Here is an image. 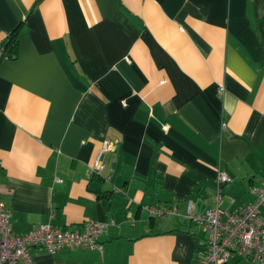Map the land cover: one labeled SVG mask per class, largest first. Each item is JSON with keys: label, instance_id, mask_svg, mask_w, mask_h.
<instances>
[{"label": "crops", "instance_id": "obj_1", "mask_svg": "<svg viewBox=\"0 0 264 264\" xmlns=\"http://www.w3.org/2000/svg\"><path fill=\"white\" fill-rule=\"evenodd\" d=\"M14 30L16 54L0 59L11 226L109 222L102 249L34 247L33 263L196 264L209 233L189 201L213 205L220 169L225 208L264 184V0H0V46Z\"/></svg>", "mask_w": 264, "mask_h": 264}, {"label": "built area", "instance_id": "obj_2", "mask_svg": "<svg viewBox=\"0 0 264 264\" xmlns=\"http://www.w3.org/2000/svg\"><path fill=\"white\" fill-rule=\"evenodd\" d=\"M2 56L3 49L0 48V59ZM219 90H224L223 84H219ZM225 126L223 121L222 127ZM111 148L112 143L104 139L89 167L90 175L102 173L105 168L103 156ZM56 180L61 181L59 178ZM231 181L226 171L218 170L213 205L202 213H193L192 202L187 205L186 216L209 233L207 249L196 264H226L234 254L247 258L253 264H264V184L250 186L252 202L224 208V186ZM5 192L0 185V264H34L30 252L34 247L51 254L65 247L72 250L102 249L99 237L109 222L94 219L86 220L80 228L74 229L46 222L25 233L15 232L10 223L11 213L3 200ZM143 208L151 216L159 218L180 213L174 205L145 204Z\"/></svg>", "mask_w": 264, "mask_h": 264}, {"label": "trees", "instance_id": "obj_3", "mask_svg": "<svg viewBox=\"0 0 264 264\" xmlns=\"http://www.w3.org/2000/svg\"><path fill=\"white\" fill-rule=\"evenodd\" d=\"M17 36L15 30L11 32L1 44V48L3 49V56L13 57L16 54L17 48Z\"/></svg>", "mask_w": 264, "mask_h": 264}, {"label": "rangeland", "instance_id": "obj_4", "mask_svg": "<svg viewBox=\"0 0 264 264\" xmlns=\"http://www.w3.org/2000/svg\"><path fill=\"white\" fill-rule=\"evenodd\" d=\"M222 207H224V208H225L226 206L223 204V205H222Z\"/></svg>", "mask_w": 264, "mask_h": 264}]
</instances>
